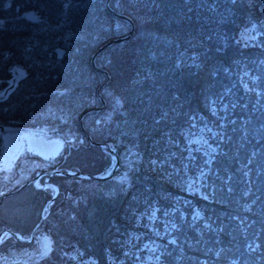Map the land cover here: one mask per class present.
<instances>
[{"label": "trees", "instance_id": "1", "mask_svg": "<svg viewBox=\"0 0 264 264\" xmlns=\"http://www.w3.org/2000/svg\"><path fill=\"white\" fill-rule=\"evenodd\" d=\"M110 8L106 0H0V91L14 65L27 73L0 102V127L64 140L48 167L34 155L13 177L0 169V232L29 237L37 225L55 193L40 187L46 174L39 187L19 189L37 171L111 168L110 151L89 143L79 117L101 105L106 76L94 69L93 53L131 30L116 11L133 20L134 33L97 56L110 75L101 90L106 107L84 125L94 141L115 146L120 169L122 154L136 151L134 183L114 198L78 199L60 180L73 187L91 179L53 175L61 192L35 236L44 247L47 235L51 251L35 254L33 264H121L127 240L141 248L152 238L174 249L168 264L180 245L179 264H264V0H111ZM198 181L204 195L188 193ZM147 199L153 216L140 215ZM35 238L6 234L0 257L13 244L38 251Z\"/></svg>", "mask_w": 264, "mask_h": 264}, {"label": "rangeland", "instance_id": "2", "mask_svg": "<svg viewBox=\"0 0 264 264\" xmlns=\"http://www.w3.org/2000/svg\"><path fill=\"white\" fill-rule=\"evenodd\" d=\"M65 5L70 4L73 0H61ZM10 5V1L7 2ZM69 34L65 36V38ZM71 134H68V136ZM75 138V137H74ZM69 139H73V136H69ZM1 154H0V169L3 170L5 174V179L7 177H13L16 172V167L20 166L19 162L23 161V166H29L27 163L30 161L31 156L41 157L47 163H43L44 167H48V161L55 158L63 148V138H56L55 136L43 135L41 133H25L22 136L19 135H2L1 137ZM81 142V139H80ZM25 160H21L24 159ZM140 156L136 153L134 149L127 151L122 154V167L119 172L116 173L111 179L99 181V180H87L82 181L80 184H76L73 187H68L70 184L65 179L60 180V184L68 188L67 196L82 198L92 197L94 195L98 196H108L114 198L126 191L127 186L134 183V168L138 165ZM50 162V161H49ZM201 181L193 182L191 184L192 189L188 190V193L198 191L203 194L201 190ZM74 190L79 192V195L73 193ZM81 193V194H80ZM63 196V194H62ZM74 198V199H75ZM186 199L182 197L181 202ZM190 200V199H189ZM54 203V202H53ZM188 203V200L185 201ZM153 201L147 199L146 207L140 212V215L148 214L153 216L156 212H153ZM42 209V208H41ZM185 216V215H184ZM200 214L196 211L195 219L199 218ZM134 233H131V235ZM153 240H146L143 242L141 248H136L134 240H127L124 244L125 254L127 257L122 258L121 264H168L166 261L168 255L174 253L167 246V242L159 241L155 238ZM36 245L40 246L37 251L35 246H20L19 250L16 248V244L11 246V251L8 255L5 254L0 257V264H33L35 260V254L38 252L41 254L45 251V246L39 244L40 239L35 238ZM182 245L179 246L176 255L174 256L173 262L170 264H179L182 260V254L184 253ZM135 248V249H134ZM187 258L194 260L195 255H188ZM82 264H95L96 262L90 258L81 261ZM196 264V263H195ZM197 264H212L210 261H204V258L200 259V263Z\"/></svg>", "mask_w": 264, "mask_h": 264}, {"label": "water", "instance_id": "3", "mask_svg": "<svg viewBox=\"0 0 264 264\" xmlns=\"http://www.w3.org/2000/svg\"><path fill=\"white\" fill-rule=\"evenodd\" d=\"M110 1L111 0H106V7L109 10H111ZM114 12L116 13V15L120 16L121 18H123L124 20L128 21L131 24V30L128 33L124 34V35L118 36L116 38H113V39L107 41L95 53H93L91 61H92V65H93L94 69L96 71L104 73L105 76H106L105 80L102 82V84L100 85V87L97 90V96H98V99H99L101 105L99 107L89 108V109L83 111L80 114V117H79L80 127H81L83 133L85 134V136L87 137L89 143L91 145H93V146L106 148V149H108L110 151L111 156L113 157L112 166L104 174H92V173L84 172V171H81V170H78V171H63V170H60V169H52V170H48V171H44V170L37 171L36 175L32 179H30V180L26 181L25 183H23L20 186L19 189H23L28 184H32V183L37 186V181L40 178V176L42 174H46V177L44 179V184L42 186H40V187H45V186L51 184V185L54 186V188H56L55 193L53 194V196L51 198L47 199L45 201V203L43 204L42 209H41L40 219H39L37 225L32 230V232H31L29 237L20 236V235L16 234L14 231H12L11 229L5 227L0 232V244H1L2 240H3V237L6 234L13 236L17 241H20V242L30 243V242H32L34 240L36 234L40 230L41 226L45 222V219H46L47 215L50 212V205L56 200V198L59 196V194L61 192L60 186L57 183H55V182L50 180L53 175L61 174V175H64V176L84 177V178L91 179V180L104 181V180L111 179L117 173V171L120 169V155L116 151L115 146L111 142L94 141L93 138L91 137V135L88 133V131H87L85 125H84V118L87 115L94 114V113H99L102 110H104L105 107H106V100L103 97V94H102L101 90L103 89V87H105L109 83L110 75L105 69L101 68L97 64V62H96L97 56L99 54H101L105 49L111 47L112 45L130 39L133 36V33H134V22H133V20L126 14H122V13H119V12H116V11H114ZM56 52H57V54L59 56H61L64 53V49L63 48H58L56 50ZM10 71H11V77L8 79V84L0 91V102L5 101L10 96V94L15 91V89L18 86V84L23 79H25L26 76H27L26 70L23 69L20 66H17V65H14L11 68ZM34 132L41 133L43 135H48V133H49L48 131H45L43 129H33V128H27V127H13V126H8V127L1 126L0 127V133L2 135H15V134H17V135L22 136L25 133H34ZM46 210H47V212H46ZM42 241L44 243H48L51 246V239L47 235L42 234Z\"/></svg>", "mask_w": 264, "mask_h": 264}, {"label": "snow or ice", "instance_id": "4", "mask_svg": "<svg viewBox=\"0 0 264 264\" xmlns=\"http://www.w3.org/2000/svg\"><path fill=\"white\" fill-rule=\"evenodd\" d=\"M37 186L39 187V185ZM50 251H51L50 245L45 244V254H47V252H50Z\"/></svg>", "mask_w": 264, "mask_h": 264}]
</instances>
